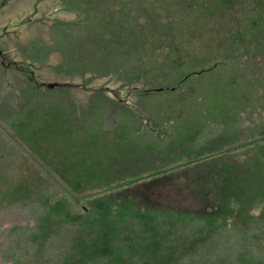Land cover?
<instances>
[{"label":"rangeland","instance_id":"obj_1","mask_svg":"<svg viewBox=\"0 0 264 264\" xmlns=\"http://www.w3.org/2000/svg\"><path fill=\"white\" fill-rule=\"evenodd\" d=\"M0 25L26 77L0 264H264V0H0Z\"/></svg>","mask_w":264,"mask_h":264},{"label":"crops","instance_id":"obj_2","mask_svg":"<svg viewBox=\"0 0 264 264\" xmlns=\"http://www.w3.org/2000/svg\"><path fill=\"white\" fill-rule=\"evenodd\" d=\"M16 44L15 40L11 42L0 35V106L17 104L18 88L20 84L26 83L24 72L18 65L21 60L15 50Z\"/></svg>","mask_w":264,"mask_h":264},{"label":"trees","instance_id":"obj_3","mask_svg":"<svg viewBox=\"0 0 264 264\" xmlns=\"http://www.w3.org/2000/svg\"><path fill=\"white\" fill-rule=\"evenodd\" d=\"M34 83H35V82H34ZM221 188H222V189H221ZM226 189H227V186H221V187H220V190H223V191H224V190H226ZM225 194H226V191H225L224 193H222V195H225ZM73 200H74V201H77V199H73ZM213 201H214V200H211L210 203L213 204ZM219 202H220V201H219ZM214 206H216V204H214Z\"/></svg>","mask_w":264,"mask_h":264},{"label":"water","instance_id":"obj_4","mask_svg":"<svg viewBox=\"0 0 264 264\" xmlns=\"http://www.w3.org/2000/svg\"><path fill=\"white\" fill-rule=\"evenodd\" d=\"M48 86H49V87H53L54 85H52V84H49Z\"/></svg>","mask_w":264,"mask_h":264}]
</instances>
